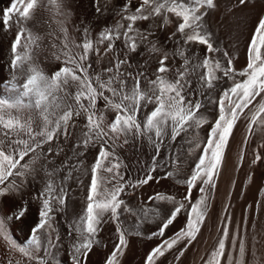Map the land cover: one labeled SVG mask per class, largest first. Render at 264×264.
I'll use <instances>...</instances> for the list:
<instances>
[{
	"label": "snow or ice",
	"instance_id": "1",
	"mask_svg": "<svg viewBox=\"0 0 264 264\" xmlns=\"http://www.w3.org/2000/svg\"><path fill=\"white\" fill-rule=\"evenodd\" d=\"M41 2L42 0H11L10 7L0 12V25L16 28L11 45L12 77L8 81V95L4 96L3 89H0V198L15 195L20 191L21 184L9 180V177H23L26 173L34 171L25 157L33 162L37 156L47 159L53 149L49 147L45 151L44 145L50 144L59 136L67 139L74 118L83 114L86 130L82 131L79 140L73 145L74 149H81L74 152V156L77 158L83 156L89 146L97 144L99 151L90 168L91 181L84 212L68 227V235L72 237L70 256L72 264H86L89 252L99 243L97 236L105 214H110V218L119 225L121 207L124 206L125 211H131L121 199L126 189L139 187L154 179L152 173L158 166L156 162L165 137L174 142L182 133H187L190 129L195 131L205 124H210L207 139L202 147L199 141L188 140L191 146L189 151L200 149V155L191 174L183 181L188 187V192L183 198L187 204L176 200L173 196L160 193L155 197H149L150 202L158 199L173 204V208L161 218L157 231L152 233L154 236L163 237L177 216L182 211L187 213L186 225L175 234L176 238L163 240L146 256L145 264H155L156 259L164 256L165 252L172 249L180 239L189 241L196 239L200 226L206 218L207 198L201 195L193 201L191 190L197 182L202 185L199 188L200 193L205 192L204 186L215 187V179L219 175L232 131L244 110L250 109L257 97H260V101L255 104V111L251 112L248 119L245 143L252 134L254 125L258 128L264 127V95H262L264 94V16L258 19L250 37L246 67L237 71L233 66V57H230L226 50L222 51L219 46H214L212 33L207 30L204 23L208 10L216 7L215 0H139L134 9L132 0H125L116 13L120 16V20L115 25L102 29L97 40L90 39L89 30L85 28L81 43L76 45L81 49L79 53L71 52L67 43L63 44L59 54L53 53L55 59L60 60L63 56L64 60L61 67L49 75L34 58V49L39 47V37L35 36L28 27V21L32 19ZM238 2L240 5H245L250 0H238ZM47 4L54 5L59 13L61 5L58 0H47ZM94 6L97 12L101 11L100 0H94ZM170 15L177 21L176 31L169 39L179 33L177 48L173 55L182 58L183 63L180 68L170 69L167 65L169 54L162 53V49L149 41L150 52L162 53L157 60L155 79H148L143 72H128L124 68L130 64L127 55L121 58L116 54L115 42L122 40L126 50L135 52L152 34L148 30L142 31L137 27V22L160 17L161 26H164L172 22L169 19ZM104 44L107 45L104 48V55L108 53L113 55L110 66L103 69L108 75L102 77L100 73L90 74L89 69L92 66L87 61L90 55L99 58L100 46ZM191 44L204 45L206 47L204 56L198 57L196 52L191 56L186 55L190 50L186 46ZM217 53L221 54L220 57L216 56ZM198 69L200 92L186 93L191 83L190 77ZM169 72L173 73L171 79L167 75ZM142 77L146 84L144 89H141ZM129 79L132 81L131 85L128 84ZM221 79L231 80L232 83L213 101L210 92L216 89ZM4 84L5 78H0V85ZM206 92L209 93V102L215 103L218 110L217 117L212 122L201 113L202 101L199 98L193 99ZM101 99L104 101L105 109L115 113L107 130L103 127L104 113L97 109V102ZM149 104L154 106L141 117L142 107ZM25 108L32 113L27 118L22 116V110ZM120 135L146 138L155 152L147 173L135 181L131 179L125 181L124 176L119 172L121 165L119 157L115 154L117 147L115 140ZM127 142L125 140V143ZM60 151L62 149L57 146V154ZM168 159L174 167L178 164L175 154L170 155ZM259 159L260 156L257 154L256 160ZM22 161L24 163H21ZM82 163L83 161L78 160L70 167L72 170H77ZM55 171L56 169L46 173L48 180L41 193L42 204L38 210L40 219L32 230V239L28 247L11 241L6 227L9 219L24 217L27 209L21 206L11 215L0 217V235L3 239L9 241L13 248L18 249L29 260L36 261V264H49V259L54 260L55 256L51 250L59 243L58 235L55 241L52 237V231H55L52 228L53 213L57 210V206L64 205L66 193L62 186L54 184ZM102 173L111 175L104 176ZM172 175L174 172L168 171L160 178ZM142 214L147 216V210H142ZM154 215H160L159 209ZM229 223L230 219L225 217L222 238L205 264H221L228 239ZM44 229L52 230L46 232L45 236L48 247L44 249V255H37L36 252L41 246L37 233ZM117 233L118 241L106 258L105 264H119V257L127 247L125 230L118 226ZM179 255H183V249ZM244 255L245 247L241 245L236 264H243Z\"/></svg>",
	"mask_w": 264,
	"mask_h": 264
},
{
	"label": "rangeland",
	"instance_id": "2",
	"mask_svg": "<svg viewBox=\"0 0 264 264\" xmlns=\"http://www.w3.org/2000/svg\"><path fill=\"white\" fill-rule=\"evenodd\" d=\"M58 3L61 5L59 13L63 14H59L54 5L47 4V0H42L40 6L35 10L32 19L28 21V27L31 29L32 33L39 37V47L34 49V58L43 64L50 65L54 69L61 67L64 57L61 56V59L57 60L54 58L53 53L59 54L64 43L68 44L71 52L79 53L81 51L76 45L80 44L82 41L83 29L87 28L89 30L90 39L93 41L98 39L100 30L93 25L101 18V12H97L96 7L94 6V0H58ZM215 4L216 7L209 10V15L207 17V25L211 28L209 29L212 33L213 44L214 46H219L222 51L226 50L229 56L233 57V66L235 69L237 71L242 70L247 64V49L250 37L258 19L261 16H264V0H250V2L245 5H240L238 0H215ZM118 11L119 9L111 11V23H116L120 20V16L116 14ZM169 19L172 22L162 26V28L164 27L163 29H166L167 36L175 32L177 27L176 18L170 15ZM64 29H66V31H64ZM157 32L159 35H157ZM151 33V38L153 36L154 40L155 37L156 41L153 43H155L158 48L162 49V53L166 52L169 54V59L167 61L168 67H180L183 61L179 56L173 55L174 50H172L173 47L169 41L170 39H167V36H163L158 30L151 31ZM106 46V44L100 46L101 55L99 58L96 55H90V58L87 61L92 66L91 69H89L90 74L100 73L102 77H106V73L103 72V69L109 67L110 61L113 59L112 53L104 55V48ZM117 48L118 47L115 43L114 51L117 55H120L119 49ZM162 53L154 54L159 58ZM220 55V53L216 54L217 57H220ZM144 64H142L144 65L143 67H146L148 61L146 60ZM4 75L5 74L0 73V78H5V84L0 85V89H3L2 94L7 96L8 81L11 80V77ZM229 81L230 80H227L224 83L225 85L223 84L221 86L219 95L223 89L231 85L232 81ZM105 95H108V93H105ZM259 101L260 97H257L256 102L250 106V109H245L244 113L238 119L225 149L224 160L219 170V175L215 179V187L204 186L205 192L200 193L199 188L202 185L197 182L196 186L191 190L193 201L197 200L201 195H204L207 198L206 218L204 223L200 226V231L197 233L196 239L191 241L180 239L172 249L165 252L164 256L156 259L155 264H205V261L210 258V253L216 249L218 241L222 238L221 232L225 217L230 219V223L228 239L226 240V249L221 264H229V262L230 264H236L238 249L241 245L245 247V255L242 257L243 264H264V193L259 186L258 187L261 189L259 191L257 190V187H254V185H256V183H253L255 180L252 181L254 185L251 184L250 181L253 179L252 176L248 179L245 178L241 180L243 187L240 186L241 184L238 186L237 183H240V177H237L238 182L236 181L237 183L235 184L239 188L238 190H235L237 188L235 185L236 188L233 189L231 193L232 199L225 210L226 212H224L221 217L224 219L219 220L220 207L223 204V199L221 198H223L226 189V185L224 184L227 179H225L223 172L224 167L228 164V160L226 161L227 156L229 151H231V146L233 147V145L238 143L239 140L243 141V143L241 141L242 145L245 144L246 136H243V138L241 135L243 132H246L245 135L247 134V131L245 130L250 117L249 114H251L252 111H255V104L259 103ZM97 109L104 113L103 127L107 130V126L114 119L115 113L110 109H105L104 101L102 99L98 100ZM30 114H32L31 110L27 108L22 110V116L24 118H27ZM217 114L218 110L216 106V110L213 112L212 119L209 122L214 121ZM81 115L85 121V116L83 114ZM33 127H36L35 123L33 124ZM209 128L210 124H205L202 127L195 129V131L190 129L187 133H182L180 137H177L176 141H182L181 139L189 136L191 140L199 141L202 147L203 142L207 139ZM134 137L136 136L120 135L115 140L117 145L115 148V154L119 157V163L121 165L119 172L124 176L125 181H128L129 179L135 181L137 178H142L147 173L149 166L152 164V157L155 155L152 146L147 144L149 145L147 149L143 145L141 146L137 138ZM125 140L128 142L125 143ZM246 144L245 148L247 147ZM94 147L95 146H89L86 150V152L90 151L89 153H91L89 157L90 160L88 158L83 159L84 155L79 158L74 156V152L80 151L81 149H64L61 155L52 159L53 166L51 169L46 166V161L42 157L37 156L35 162L29 160L28 157H25V160L32 165L34 171L26 173L23 177L14 176L9 177L8 179L15 180L16 182L18 181L17 184H22L23 181L24 188H26L25 191H28L27 193L23 192V194H25L24 196H26L30 203L34 202L33 204L36 206L37 210L35 211V214H33L29 205H23L20 201L18 203V200L21 198L19 196L20 192L17 193V196L15 194L0 198V217L11 215V213L20 206H25L26 209L29 208L21 219L12 218L6 222L7 233L10 236L11 241H14L17 245H23L25 247L29 246V241L32 239V230L40 219L38 210L42 204L41 193L43 192L45 188L44 185H46L48 179L46 172L56 169L53 178H55L57 173L68 176L69 172L72 171L70 166L77 163L78 160L83 161L77 169L82 173L80 181L82 179L83 181L87 180L84 183L81 181V185L77 186L80 188L79 190L82 189L81 192L83 193H80V196L78 197V202L80 203L77 208L78 210H76L78 211L79 216L84 212L86 197L89 193V185L91 181L90 168L96 160V158H92L91 161V156L96 152V147ZM190 147L185 150L187 152L184 151L181 152V154L178 152L174 153L178 160V164L175 167L168 158L167 160L161 158L160 152L159 158L156 162L158 166L152 173L154 179L147 184L140 185L139 187L126 189L125 193L121 196V199L125 201L127 208L131 209V211H125L124 206L121 207L119 225L110 218V214H105L104 222L101 224L97 236L99 243L95 244L91 252H89L86 264H105L106 258L111 254L114 245L118 241V226L125 230L127 241V247L123 250V255L119 257V264H131L132 261V264H145L146 256L153 248L163 240L176 238L175 234L186 225L187 213L182 211L173 224L165 231L163 237L154 236L152 233L157 231V226L159 225L161 218L173 208V204L169 201H161L158 199H154L150 202L149 197H155L157 193H160L167 196H173L176 200L187 204L183 198L188 192V187L183 181L191 174L193 170L192 167L194 168L193 163L195 164L197 162V158L200 155V149L189 151ZM149 149H151V151ZM184 153L188 154L184 155ZM255 162L258 165H264V162L262 163L261 159L258 161L255 160ZM21 163H24V161ZM259 166L263 167L261 165ZM242 169L243 166L238 168L237 172L240 173H237L238 176L241 175ZM82 170L87 173L82 172ZM168 171H173L174 175L167 178H160ZM83 173L86 176L83 175ZM102 175L109 176L111 174L102 173ZM43 178L46 179V181H44ZM246 179L248 181L250 179V184L248 181H245ZM223 180L224 184H222ZM242 182L245 185H243ZM221 184L223 187H220ZM109 187L111 186L109 185ZM221 189L224 192H221ZM218 194L222 197H219ZM36 197H41V199H37ZM67 200L68 195L66 194L64 205L57 206V210L53 213L54 220L52 221V228L55 229V231L44 229L37 233L41 245L40 249L36 252L37 255H44V249L48 247L45 238L46 232L52 231L54 241L55 237L57 235L59 236L58 246L51 250L54 253L55 259H49V264H57V262L58 264H72L70 259V252H72V237L68 235V227L72 224L74 219L71 220L72 215L69 213L70 211L68 210V207L66 208ZM219 204L221 205L219 206ZM157 209H159L160 212L159 216L154 215ZM142 210H147L148 215L144 216ZM215 210L217 213L213 215ZM213 217H215V219L217 218L216 221ZM216 228L217 230H215ZM214 231L216 232L214 233L216 236L213 234ZM210 232L211 235H209ZM210 236H213L214 238H211ZM206 241H208V243ZM182 249L183 255H179ZM16 250L18 251V249ZM20 254L24 258L26 264H36V261L29 260L22 253ZM130 254L131 256H128ZM177 256H179V259H177Z\"/></svg>",
	"mask_w": 264,
	"mask_h": 264
},
{
	"label": "bare ground",
	"instance_id": "3",
	"mask_svg": "<svg viewBox=\"0 0 264 264\" xmlns=\"http://www.w3.org/2000/svg\"><path fill=\"white\" fill-rule=\"evenodd\" d=\"M138 2H139V0L138 1L137 0H132V8L133 9L137 6V3ZM124 3H125V0H100V7H101V11H100L101 12V15H100V17L101 18L93 26L96 27V28H98L101 31L106 26H113V25H115L116 23H111L110 22V14H111V11L112 10H116V9H120ZM10 4H11V0H0V12H2V10H6L8 7H10ZM209 10H208L207 16L204 17V23H205L206 28H207L208 31H210V29H211L210 26L208 27V25H207V22H208L207 21V17L209 15ZM161 24H162V19L160 17H157V18H155V20L138 21L137 22V27H139L142 31L143 30H148V31L151 32V31H157L158 30L163 36H167V31H166V29H163L164 27L162 28ZM15 33H16L15 26H12V27H4L3 25H0V73L5 74V75H8L10 77H12V69L10 68V61H11L12 55H13L12 52H11V45H12V43L14 41ZM157 35H159L158 32H157ZM170 36L171 35L167 36L166 38L168 39ZM149 37H148V41H145V42L141 43L140 46L138 47V49L135 52H130V51L126 50L124 48V46H123L122 40H117L115 43H116V45L118 47L117 49H119V52H120V55L119 56H121V58H123L125 55H127V58L129 60L130 64L124 66V68H126L128 72H132V73L143 72L144 73V76L147 77L148 79H155V76H156V68L158 67V64H157L158 58H157V56L154 53H152V52L149 51V48L151 47V44L149 43V41L152 42V43L153 42H156V41H155V37H154V40H153V36H152V38H151V36H149ZM178 39H179V33H177V35L175 37H173L172 39L169 40L170 43H171V45H172V47H173L172 50H174V51L177 48L176 41ZM182 43L183 42L181 41V44ZM186 47L188 49H190L186 53V55H189V56H191L193 52H196L198 54V57H203L204 54H205V52H206V47L204 45L191 44V45H188ZM146 60L148 61V65L146 67H143L145 65L144 62ZM36 62L40 65V67L44 70V72L47 73V74H49V75H51L57 69V68L54 69L50 65L48 66V65L43 64V63H41V62H39L37 60H36ZM142 64H144V65H142ZM124 68H122V71L124 70ZM177 68H180V67H173V68H170V69H177ZM199 71L200 70L198 69L196 73H193L191 75V77H190L191 83H190L189 87L186 89V93H191V92L199 93L200 92V82L198 80V73H199ZM107 75L108 74L106 73V76ZM167 75H168L169 79H171L173 77V73L172 72H169ZM226 81H227L226 79H221L217 83L216 89L214 91H211L210 92V96H211V99L213 101L218 98L219 91L221 90V86ZM131 83H132V81H131V79H129L128 84L131 85ZM145 87H146L145 80L142 77L141 78V89H144ZM208 96H209V93L206 92L205 94L199 95L198 97H193V99L199 98L202 101L203 107L201 109V113H203L207 117L208 121H210L212 119L213 112L216 110V104L215 103H210L209 100H208ZM153 106L154 105L149 104L146 107H142L141 117L143 116L144 113L150 111ZM84 124H85V121H84L82 115H80L77 118H74L73 124L69 128L70 135L68 136L67 139H65L63 136H59L57 139H54L50 144H45L44 145L45 151L49 147H51L53 149L52 154L50 156H48L47 159H45L42 156H39V157H42V158L45 159L46 166L49 169H51L52 166H53L52 159H54V158L58 157L59 155H61V153H62V151L64 149H66V148H73L74 143H76L79 140L82 131L83 130H86V129H84ZM245 131H247V127H246V130ZM245 133L243 132V134L241 135V137L246 136ZM134 138H137V140L141 144V146L143 145L147 149H148L149 145L151 146V144L147 141L146 138L137 137V136L134 137ZM189 139L190 138L188 136L187 138L185 137L184 139H181L182 141H174L173 142V141L169 140L167 137H165L164 143L161 146V151H160L161 152V158H163L164 160H167V158L172 153L174 154L175 152L176 153L178 152L179 154H181V152H184L186 149H188L190 147V145L188 143V140ZM234 141H236V140H234ZM241 141L239 140V142L236 143L235 145H233V147L231 146V151H229V154H228L227 159H226V161L228 160V162H227L228 164H227V166L224 167V172L223 173H224L225 179H227V180L225 181V184H224V180H223V183H222V184L226 185V189L224 187L225 192L222 190L223 188L221 189L222 191L220 190L221 192H224V195L222 194L223 195V198H221V199H223V204L220 207L219 220L220 219H222V220L224 219V218H221V217L223 216V213L226 212L225 210H226L228 204L230 203V200L232 199L231 198L232 197L231 196V193H232L233 189H235L236 186H237L235 184V183L238 182L237 181V177H240L239 178L240 179L239 180L240 183H237L238 186H239V184H241V180L242 179H245V178L248 179L249 177L252 176L253 179L250 178L251 181L249 179V181L251 182V184H253V183L255 184L256 183V185L253 184L254 187H257L258 189L257 188L256 189L258 191L262 189L261 191L264 193V165L259 164V165L263 166V167H260L256 162H254L256 160V155L257 154L260 156V159L262 160V163L264 162V127H259L258 128L255 125L253 126V132H252V134L250 136H248V142H247V144L245 143L247 145L246 148H245V144L244 145L241 144ZM242 143H243V141H242ZM147 144H149V145H147ZM57 146H59V148L62 149V151H60L59 154H57ZM95 147H96V152L93 153V155L95 157L92 155L91 156V161H92V158H94V159L96 158L97 153L99 151V145L97 144V145H95ZM152 149H153V147H152ZM149 150L151 151V149H149ZM153 151H154V149H153ZM89 152H86L84 154L83 159H86V158L89 159L90 154H91ZM185 152H187V151H185ZM185 154L186 153H184V155ZM192 156H194V155H192ZM241 157H242V159H241ZM44 164H45V162H44ZM188 164H189V162H188ZM194 165L195 164L193 163V166ZM241 166H243V169H242L241 175L238 176V174H240V173H238L237 171H238V168L241 167ZM192 169H193V167H192ZM82 172H85V171L82 170ZM85 173H87V172H85ZM81 175H82V173H80L79 170H72L70 176L69 175L68 176L61 175V174H58L57 173L56 176H55V178H53L54 184L55 185L62 186L63 189L65 190V193L68 195V200H67L66 208L68 207V210L70 211L69 213H71V215H72V216L70 215L72 217L71 220L74 219V221H75L76 218L79 217L78 211H77L78 209L77 208H78L80 202H78V197L80 196V193H83V192H81L82 189L79 190L80 188H78L77 186L78 185H81V183H80L81 181L84 183L87 180L86 179L85 181H83V179H82L80 181ZM83 175H85V174L83 173ZM43 179H42V181H43ZM247 179L245 180L246 182L248 181ZM253 180H255V181L252 183ZM44 181H46V179H44ZM249 181H248V183H249ZM222 184H221L220 187H223ZM41 185H43V184H41ZM243 185H245V184L243 183ZM246 185H247V183H246ZM238 186H237V188L235 190H238V188H239ZM240 186L243 187L242 184ZM25 189L26 188H24L23 181H22L21 188H20V191H19L20 192L19 193L20 194L19 196L21 198L19 199L17 197L19 199V200L17 199L18 200V203L20 201L21 203H23V205H25V204L29 205L30 206V210H32V213L35 214V211L37 210V208L33 204L34 202L31 201L32 203H30V201L26 198V196H24L25 194H23V192H25V193L28 192V191L26 192ZM221 192H220V194H221ZM235 194H236V192H235ZM16 196H17V194H16ZM219 197H222V196L219 195ZM33 201H34V199H33ZM35 204H36V202H35ZM39 205H40V203H39ZM220 205L221 204H219V206ZM234 205H235V203H234ZM27 210H29V208H27ZM215 213H217L216 210L213 213V215ZM213 218L216 221L217 218L216 219H215V217H213ZM211 223H212V221H211ZM221 223H222V221H221ZM210 228H211V225H210ZM217 228L215 230H217ZM214 233H216V232L214 231L213 234ZM209 235H211V232L209 233ZM214 235L216 236V234H214ZM208 239L210 241L209 236H208ZM206 242L208 243V241H206ZM207 243H205V244H207ZM133 250H135V249H133ZM128 256H131V254L128 255ZM9 261H11V264H26V262L24 261V258L21 256V254L19 253V251H17L16 249H14L12 247L11 243L9 241H6L5 239H3L2 235H0V264H9ZM128 261H129V259H128ZM132 263H133V261H132Z\"/></svg>",
	"mask_w": 264,
	"mask_h": 264
}]
</instances>
